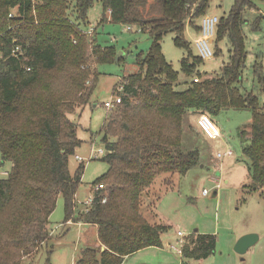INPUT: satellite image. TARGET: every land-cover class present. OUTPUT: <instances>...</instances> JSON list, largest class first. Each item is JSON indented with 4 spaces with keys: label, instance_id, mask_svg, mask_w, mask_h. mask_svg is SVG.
Instances as JSON below:
<instances>
[{
    "label": "trees",
    "instance_id": "1",
    "mask_svg": "<svg viewBox=\"0 0 264 264\" xmlns=\"http://www.w3.org/2000/svg\"><path fill=\"white\" fill-rule=\"evenodd\" d=\"M95 1L0 0V154L3 165L11 164L7 177H0V264H34L33 259L25 261L47 243L46 228L60 196L66 221L74 216L84 166L71 174L69 160L82 140L79 124L69 115L90 104L97 67L122 61H117L115 46H102L81 33V26L90 24ZM100 2L101 25L111 16L114 23L148 33L152 45L137 56L138 71L115 88L114 93L123 88L122 103L101 130L109 170L94 185L108 187L79 216L98 227L105 247L83 248L76 264H123L130 255L163 246L162 235L171 227L151 223L144 210L149 209L148 190L161 174L185 176L201 163L199 150L183 148L187 115H206L215 122L226 109H249L251 140L243 154L249 159L251 190H264V103L254 92L242 90L250 54L245 27L258 32L262 22L245 18L257 8L254 0H233L229 13L220 17L213 46L216 56L228 41V60L220 75L205 79L198 70L205 61L192 53L188 29L200 36L212 0ZM169 33L187 52L181 61L187 79L183 90L177 89L180 72L163 53L162 40ZM17 45L24 52L18 57L13 55ZM261 59L257 56L252 71L263 88ZM89 78L91 87L86 85ZM216 249L215 235L192 233L182 247V264L204 261Z\"/></svg>",
    "mask_w": 264,
    "mask_h": 264
},
{
    "label": "rangeland",
    "instance_id": "2",
    "mask_svg": "<svg viewBox=\"0 0 264 264\" xmlns=\"http://www.w3.org/2000/svg\"><path fill=\"white\" fill-rule=\"evenodd\" d=\"M254 4L264 9V0H254ZM232 5L233 0H212L208 14L222 17L229 13ZM250 11L245 16L250 23L258 17L261 19V16L255 18L256 15L250 14ZM15 14L16 12L13 11V17ZM88 17L90 24L87 27L81 26V33L87 34L90 39L94 37L96 40L97 32L98 40L96 41L102 46H115L122 61L100 64L97 67L99 76L92 89L91 105L89 104V107L84 111L81 120L82 126L78 130L82 144L76 148L75 154L69 160V169L72 175L77 173L81 165L84 166L82 184L77 192V210L74 213L76 217L84 213L87 206L89 207L86 205L87 203L85 205L84 203L91 195L92 186L109 170L102 155L97 159L90 160L92 148L105 150L101 129L112 110L107 111L104 103L116 99L115 88L124 77L138 71L137 56L147 53L152 45L149 34L141 33L137 28L127 31L126 26L110 21L101 25L103 7L100 0L95 1ZM91 28H95L93 35H89ZM245 34L250 54L242 90L243 92H254L264 103V87L255 83L252 71V65L257 56H260L264 61V22H261L258 32H252L246 26ZM174 37L173 33L164 36L162 40L163 53L175 70L180 72V84L177 89L183 90V83L187 79L182 73L181 61L187 56V52L175 44ZM188 38L192 42V53L194 56L198 55L195 39L189 34ZM74 43H77L76 40ZM220 49L222 52L219 55L205 61L198 68L203 79L221 74L222 67L228 60V41L222 42ZM92 67L95 69V65ZM92 84V78H89L86 82L87 87H91ZM81 111L82 107H78L75 113L78 112L79 115ZM71 116L72 114L69 115L70 118ZM252 118L249 109L222 111L216 120L226 146L224 147L220 141L212 140L210 146L205 144L207 146L205 151L201 149V163L190 170L187 175L165 173L156 179L148 190L149 199L146 205L149 209L147 212L144 210L145 215L153 224L172 226V228L162 235L163 248L135 253L127 257L123 264H181V252L177 251L181 248L179 231L183 233L185 243L186 238L196 231L200 234H212L217 237L215 253L206 260L200 261L201 263L192 261L191 264H264V190H251L253 179L249 170V159L243 154L241 132H239L243 129V134L251 133ZM77 122L79 124V120ZM197 130L202 133L199 127ZM202 135L204 134L202 133ZM192 141L190 134L185 133L183 147L185 151L194 150V147L190 145ZM226 147L234 153L233 158L217 160L216 153L224 151L227 149ZM77 156L83 158L84 162L78 161ZM218 162L223 163L222 171L216 170ZM203 164H207V166L202 167ZM10 169V163L2 164L0 154V172L4 171L0 177H7V172ZM216 173L221 175L217 176ZM106 186L108 187L107 184ZM204 190L209 193L207 197L202 195ZM64 205V198L60 196L51 218L52 226L57 228L54 234L55 238L50 240L47 245L40 247L38 253L27 258L25 262L33 259L34 264H46L47 261L50 264H73L86 244L97 243V231L93 227H81L79 224L60 227L65 221ZM249 234H256L260 239L244 256H241L236 253L235 245L239 239ZM99 247L103 250L105 246L101 243Z\"/></svg>",
    "mask_w": 264,
    "mask_h": 264
},
{
    "label": "built area",
    "instance_id": "3",
    "mask_svg": "<svg viewBox=\"0 0 264 264\" xmlns=\"http://www.w3.org/2000/svg\"><path fill=\"white\" fill-rule=\"evenodd\" d=\"M11 17H13V15H11ZM220 23V17H218L217 15H206L203 19H202V30H201V34L200 36L197 38V40L195 41V45H196V49L198 51V54L200 56V58L204 61H209L212 58L215 57V51H214V40L216 37V32H217V26ZM127 31H132L134 30V27L131 25L126 26ZM140 31V30H139ZM95 32V28H91L89 31V35H93ZM23 50L22 47L20 45H17L16 47H14L13 50V55L18 57L19 55H23ZM30 70V69H29ZM195 82H199V79H195ZM123 88L119 87L118 91L114 94H116V99H112L110 101H107L106 103H104V107L108 110L111 111L113 110L116 105L122 103V99H123ZM198 125L200 127V129L203 131V133H205L208 137L212 138V139H217L218 135H219V128L217 127L216 123L209 117L206 115H201L198 121ZM105 154V150L103 149H99V150H95L94 148H92L91 151V157L90 160H94L97 159L99 156H104ZM234 155V153L231 150H227L225 152H219L216 155L217 160L221 161L222 159L225 158H232V156ZM76 159L80 162H84V159L77 156ZM222 163L218 162V165L220 166ZM93 189V194L89 197V199L87 200V204L89 205V207L87 206L86 209V213L89 212V210L91 209V207H93V204L95 203V199L96 196L95 194L97 192H100L102 190H105L106 187H104V185H96V186H92ZM204 195L208 194L207 190H204L203 192ZM107 202V196L104 197L102 199V203H106ZM181 236H183V233H180ZM183 241L181 240V248L177 251L182 252V247H183Z\"/></svg>",
    "mask_w": 264,
    "mask_h": 264
},
{
    "label": "crops",
    "instance_id": "4",
    "mask_svg": "<svg viewBox=\"0 0 264 264\" xmlns=\"http://www.w3.org/2000/svg\"><path fill=\"white\" fill-rule=\"evenodd\" d=\"M259 5V4H258ZM254 14V15H256L255 16V18L256 17H258V16H261V18H262V22H264V9L263 8H260L259 6H257V8L256 9H254V10H251L250 11V14ZM209 15V14H208ZM210 15H212V14H210ZM213 15H215V14H213ZM252 16V15H251ZM102 19V18H101ZM112 22L111 21V16H109V20L107 21V22ZM106 22V23H107ZM248 26V25H247ZM249 27V26H248ZM250 28V27H249ZM97 31V30H96ZM188 34H189V36L190 37H192L193 39H195V41L197 40V38L199 37L198 35H196L195 33H194V31L192 30V29H188ZM96 40H98L97 39V32H96ZM90 105H91V102H90ZM89 106H86L85 108H83L82 109V111H81V113H79V115H78V112H76V113H74V114H72V116H73V118H72V116H71V118L73 119V120H75V121H78L79 120V128H81V120L83 119V113H84V111L88 108ZM108 111V110H107ZM107 117H108V114H107ZM199 118H200V116H198V115H194V114H191V115H187L186 117H185V121H184V129H185V133L187 134V135H189L190 134V138H191V140L193 139V141L191 142V146H193L194 148V150L195 149H197V150H199L200 151V153H201V149H204V151H205V149H206V147L207 146H205V144H207V145H209L210 146V143H211V141L212 140H214V141H220V143H223V146L225 147L226 146V142H225V140L223 139L224 138V136H223V134H222V132H220V129H219V135H218V138L217 139H212V138H210V137H208L205 133H203V131H201L204 135H202V133H200L198 130H197V128L199 127V125H198V121H199ZM218 120V119H217ZM217 120L215 121V123H216V125H217ZM78 123V122H77ZM105 124V123H104ZM104 126V125H103ZM218 127V126H217ZM103 128V127H102ZM200 128V127H199ZM219 128V127H218ZM102 130V129H101ZM239 132H241L240 133V137H241V141H242V151H243V149H244V147L246 146V145H248L249 143H250V140H251V134H249V135H247V134H243V132H244V130L243 129H241ZM249 136V137H248ZM184 139H185V134H184ZM227 148V147H226ZM227 150H230L229 148H227V149H225L224 151H218L217 153H219V152H225V151H227ZM214 151V150H213ZM215 152V151H214ZM217 153H216V155H217ZM207 154V153H206ZM206 158V157H205ZM233 158V157H232ZM207 159V158H206ZM207 163V162H206ZM217 165V164H216ZM207 166V164H203V166L202 167H206ZM222 166H223V163L220 165V167H221V169H220V167H219V165H217L216 166V170L217 171H219V170H221L222 171ZM4 171H2V172H0V174L1 173H3ZM188 174V173H187ZM217 174V176H220L221 174L220 173H216ZM213 178V177H212ZM214 179V178H213ZM204 192V191H203ZM93 194V190H91V195ZM215 194H217V193H215ZM90 195V196H91ZM204 197H207L208 195H209V193L207 194V195H204V194H202ZM76 199H77V194H76ZM86 203V202H85ZM85 203H84V205H85ZM155 205V204H154ZM64 207H65V205H64ZM154 208H155V206H154ZM156 209V208H155ZM76 210H77V207H76ZM75 210V211H76ZM65 211H66V209H65ZM75 213V212H74ZM53 215V214H52ZM80 216V214L76 217L75 215L73 216V218L72 219H70V220H68V221H66V213H65V221L63 222V224H61L60 225V227L62 226V225H64V226H67V225H75V224H79V225H81V227H93L96 231H97V237H98V227L96 226V225H94V224H89V223H86V222H83V221H80L79 220V217ZM51 218H52V216H51ZM51 218H50V224L47 226V228H46V231L48 232V234H49V239L47 240V243L46 244H43V245H47L48 244V242L50 241V240H52V239H54L55 238V236H54V234H55V232L57 231V228H55V227H53L52 225V222H51ZM171 228H172V226H170ZM180 233H182L181 231H179L178 232V234H179V237L181 238V240L183 241V243H184V239H183V237L184 236H181L180 235ZM195 233H199V232H195ZM181 242V241H180ZM101 245V241L99 240V237H98V241H97V243H95V244H91V243H88V244H86V246L85 247H99ZM84 247V248H85ZM154 248H158V247H151V248H147V249H144V250H142V251H140V252H137V254H139V253H141V252H148V251H152V250H154ZM160 248H163V246L162 247H160ZM104 249V248H103ZM131 256V255H130ZM181 256H182V254H181ZM129 257V256H128ZM78 258V257H77ZM127 258V257H126ZM125 258V259H126ZM124 259V260H125ZM194 262H200V261H194ZM202 262V261H201ZM200 262V263H201ZM73 264H76V260H75V262L73 263ZM182 264V263H181ZM191 264V263H190ZM192 264H194V263H192Z\"/></svg>",
    "mask_w": 264,
    "mask_h": 264
},
{
    "label": "water",
    "instance_id": "5",
    "mask_svg": "<svg viewBox=\"0 0 264 264\" xmlns=\"http://www.w3.org/2000/svg\"><path fill=\"white\" fill-rule=\"evenodd\" d=\"M122 54V53H121ZM121 58V55L117 56V61H119ZM259 236L256 234H249L243 236L235 245V251L241 256H244L251 247L256 245L259 241Z\"/></svg>",
    "mask_w": 264,
    "mask_h": 264
},
{
    "label": "bare ground",
    "instance_id": "6",
    "mask_svg": "<svg viewBox=\"0 0 264 264\" xmlns=\"http://www.w3.org/2000/svg\"><path fill=\"white\" fill-rule=\"evenodd\" d=\"M198 78H200V77H198ZM201 79V78H200Z\"/></svg>",
    "mask_w": 264,
    "mask_h": 264
}]
</instances>
